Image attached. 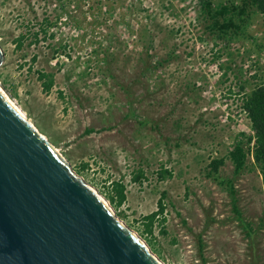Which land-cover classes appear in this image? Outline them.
I'll return each mask as SVG.
<instances>
[{
	"label": "rangeland",
	"instance_id": "rangeland-1",
	"mask_svg": "<svg viewBox=\"0 0 264 264\" xmlns=\"http://www.w3.org/2000/svg\"><path fill=\"white\" fill-rule=\"evenodd\" d=\"M241 1L0 0V88L164 264H264V184L243 108L264 85V15L250 6L238 29H210L217 5ZM39 72L53 75L49 92ZM240 134L243 222L211 175L225 159L219 176L234 178ZM163 193L166 221L148 233Z\"/></svg>",
	"mask_w": 264,
	"mask_h": 264
},
{
	"label": "water",
	"instance_id": "water-1",
	"mask_svg": "<svg viewBox=\"0 0 264 264\" xmlns=\"http://www.w3.org/2000/svg\"><path fill=\"white\" fill-rule=\"evenodd\" d=\"M63 156L0 90V264H161Z\"/></svg>",
	"mask_w": 264,
	"mask_h": 264
},
{
	"label": "trees",
	"instance_id": "trees-1",
	"mask_svg": "<svg viewBox=\"0 0 264 264\" xmlns=\"http://www.w3.org/2000/svg\"><path fill=\"white\" fill-rule=\"evenodd\" d=\"M242 6H237L235 3L229 2L226 5L219 4L215 8V15L213 19L217 22L215 25H211L210 29H215L220 27L222 32H229L231 28H239L237 26V21H243V17L247 15V10L250 6L255 8L259 13L264 15V0H242ZM211 5L208 4L206 8V13L212 12ZM221 19V20H220ZM38 78L42 81L43 89L45 92H49L54 85V77L51 74L45 72H39ZM243 108L247 112L250 122L252 124L254 135L250 137L247 141L249 143L253 142V157L255 159V164L260 168L262 175V181L264 184V85H261L251 92H249L243 99ZM245 134L239 135V141L234 145L232 150L229 152V159L232 161L234 166V178L231 180L225 179L219 176V168L225 162V159L214 160L211 162V175L223 186H226L232 197L233 210L238 216V218L243 222L239 207L238 200L236 197V191L234 188V180L239 174L245 170L247 153L243 145V137ZM161 178L166 176H172L170 171H162L160 173ZM143 178V172L140 171L137 175L133 177L134 181H140ZM126 187L122 182H113L111 194L109 195L111 203L120 206L126 200ZM167 194L163 193L159 201L158 211L148 215L146 219L149 220L147 224L146 231L151 233V226L156 219H160L161 222H165L164 217L165 205L163 203L164 198ZM247 227V226H246ZM252 229H250L249 236L252 237Z\"/></svg>",
	"mask_w": 264,
	"mask_h": 264
},
{
	"label": "bare ground",
	"instance_id": "bare-ground-1",
	"mask_svg": "<svg viewBox=\"0 0 264 264\" xmlns=\"http://www.w3.org/2000/svg\"><path fill=\"white\" fill-rule=\"evenodd\" d=\"M0 90L4 93V95L8 98V100L12 103V105L19 111V113L27 120V121H29L30 122V120H28V118H26V115L22 112V110H20L13 102H12V100L8 97V95L0 88ZM31 123V122H30ZM32 124V123H31ZM33 125V124H32ZM34 126V125H33ZM35 127V126H34ZM36 128V127H35ZM37 129V128H36ZM38 130V129H37ZM45 137V136H44ZM59 153H60V151L58 150V149H56ZM61 154V153H60ZM62 155V154H61ZM63 156V155H62ZM64 157V156H63ZM65 158V157H64ZM66 159V158H65ZM74 172V171H73ZM75 173V172H74ZM76 174V173H75ZM76 176H78L77 174H76ZM79 178H81L82 179V177H80V176H78ZM83 180V179H82ZM84 181V180H83ZM85 182V181H84ZM86 183V182H85ZM87 184V183H86ZM90 186V185H89ZM91 187V186H90ZM100 197H101V199L103 200V202L106 204V205H108V207L109 208H111V210L113 211V213L117 216V214H116V212H115V210L113 209V207L111 206V204L109 203V201L106 199V198H104L103 196H101L100 194H99V192L98 191H96L93 187H91ZM118 217V219H120L119 218V216H117ZM120 221L126 226V227H128L121 219H120ZM129 228V227H128ZM129 229H131V228H129ZM132 230V229H131ZM133 231V233H135L138 237H140V239L143 241V243H144V245H146V247L151 251V249H150V247L148 246V244L146 243V241L141 237V236H139L134 230H132ZM152 252V251H151ZM153 253V252H152ZM153 255L160 261V263L161 264H164L154 253H153Z\"/></svg>",
	"mask_w": 264,
	"mask_h": 264
}]
</instances>
